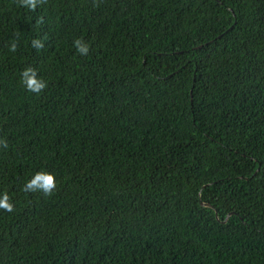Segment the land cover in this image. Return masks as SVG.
<instances>
[{
	"label": "trees",
	"instance_id": "obj_1",
	"mask_svg": "<svg viewBox=\"0 0 264 264\" xmlns=\"http://www.w3.org/2000/svg\"><path fill=\"white\" fill-rule=\"evenodd\" d=\"M0 138V264H264V0H0Z\"/></svg>",
	"mask_w": 264,
	"mask_h": 264
},
{
	"label": "clouds",
	"instance_id": "obj_2",
	"mask_svg": "<svg viewBox=\"0 0 264 264\" xmlns=\"http://www.w3.org/2000/svg\"><path fill=\"white\" fill-rule=\"evenodd\" d=\"M47 0H18V4L32 12L37 10L38 5H44ZM98 6V5H96ZM42 22V18H41ZM32 46L37 50L44 48V43L40 39H34L32 41ZM74 46L76 51L81 56H87L90 51V46L83 38H78L74 40ZM19 47L18 41L14 40L9 47V51L16 52ZM21 83L26 87V89L32 93L40 94L47 87V82L38 75V71L33 67L25 68L21 73ZM0 147H7V140L0 138ZM57 188L56 176L52 172L38 171L32 179H30L23 187L25 192H42L44 196H51ZM0 210L6 212H13L15 210V205L11 200L9 194L4 192L2 197H0Z\"/></svg>",
	"mask_w": 264,
	"mask_h": 264
}]
</instances>
